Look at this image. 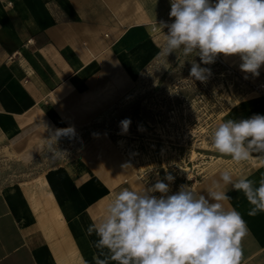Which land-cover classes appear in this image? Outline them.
<instances>
[{"label":"crops","instance_id":"obj_1","mask_svg":"<svg viewBox=\"0 0 264 264\" xmlns=\"http://www.w3.org/2000/svg\"><path fill=\"white\" fill-rule=\"evenodd\" d=\"M169 11V0H0V160L28 169L0 180V264H94L96 237L84 229L122 189L145 188L120 180L103 135L84 136L157 58L154 29L171 23ZM248 96L220 123L264 115V95ZM70 127L71 137L52 140ZM227 159L188 185L206 197L227 192L224 209L241 212L248 229L241 264H264V213L248 216L243 193L221 179L228 171L258 186L264 160Z\"/></svg>","mask_w":264,"mask_h":264},{"label":"clouds","instance_id":"obj_2","mask_svg":"<svg viewBox=\"0 0 264 264\" xmlns=\"http://www.w3.org/2000/svg\"><path fill=\"white\" fill-rule=\"evenodd\" d=\"M169 2L172 22L160 20L154 29L164 41L159 55L167 58L182 51L187 57L195 52L204 65L221 54L238 55L240 70L259 77L264 67V0ZM210 75L209 68L192 62L190 80L204 83ZM130 124L128 118L120 122L122 134ZM73 134L71 127L57 129L52 140ZM211 140L216 152L236 163L254 157L264 160V115L221 122ZM166 179L172 182L175 177L166 172ZM221 179L243 193L251 205L248 216L264 213V174L258 186L247 176L233 183L228 171L221 173ZM169 191V184L159 180L141 190L122 189L107 204L103 219L93 220L84 229L87 237H96L91 241L97 250L94 264H241V241L248 229L241 212L224 209L221 202L231 199L227 192L210 189L206 197L187 184L175 194Z\"/></svg>","mask_w":264,"mask_h":264},{"label":"rangeland","instance_id":"obj_3","mask_svg":"<svg viewBox=\"0 0 264 264\" xmlns=\"http://www.w3.org/2000/svg\"><path fill=\"white\" fill-rule=\"evenodd\" d=\"M158 41L160 52L164 43L161 33ZM193 61L211 70L206 82L190 80ZM240 63L238 55L221 54L204 65L195 52L187 57L182 51L167 58L158 54L134 89L114 99L88 127L84 139L95 141L104 136L110 145L108 150L114 153L112 160L120 180H131L145 188L159 180L169 184V195L175 194L182 184L204 176L213 165L230 163L212 148L211 137L222 114L241 98L255 93L252 86L264 71L262 67L259 77H252L240 70ZM125 118L131 124L122 134L120 122ZM26 170L0 160L1 181L22 177ZM166 172L175 177L174 181H167Z\"/></svg>","mask_w":264,"mask_h":264},{"label":"built area","instance_id":"obj_4","mask_svg":"<svg viewBox=\"0 0 264 264\" xmlns=\"http://www.w3.org/2000/svg\"><path fill=\"white\" fill-rule=\"evenodd\" d=\"M252 87L255 93L264 95V71H262L259 81Z\"/></svg>","mask_w":264,"mask_h":264},{"label":"bare ground","instance_id":"obj_5","mask_svg":"<svg viewBox=\"0 0 264 264\" xmlns=\"http://www.w3.org/2000/svg\"><path fill=\"white\" fill-rule=\"evenodd\" d=\"M37 186V185H36ZM40 190V189H39ZM33 205V204H32Z\"/></svg>","mask_w":264,"mask_h":264}]
</instances>
